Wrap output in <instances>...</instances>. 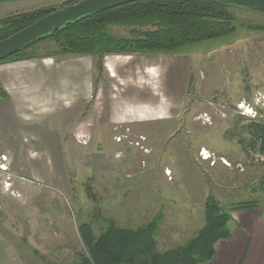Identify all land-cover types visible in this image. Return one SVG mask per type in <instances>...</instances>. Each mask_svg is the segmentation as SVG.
Returning <instances> with one entry per match:
<instances>
[{
	"label": "rangeland",
	"instance_id": "1",
	"mask_svg": "<svg viewBox=\"0 0 264 264\" xmlns=\"http://www.w3.org/2000/svg\"><path fill=\"white\" fill-rule=\"evenodd\" d=\"M73 1L0 0V20ZM230 12L234 33L170 53L65 54L52 39L26 48L24 59L85 60L92 76L83 110L73 97L80 77L69 70H51L48 79L24 70L19 82L25 96L65 93L73 100L66 107L35 111L0 94L7 165L0 170V264H74L87 256L83 222L96 236L109 221L130 229L155 223L156 248L164 251L202 227L209 195L226 209L242 201L264 207V150L247 127L264 124V29L247 28L264 26V13ZM109 32L130 36L124 26ZM126 102L128 119L103 122ZM78 117L87 119V134L70 128Z\"/></svg>",
	"mask_w": 264,
	"mask_h": 264
},
{
	"label": "trees",
	"instance_id": "2",
	"mask_svg": "<svg viewBox=\"0 0 264 264\" xmlns=\"http://www.w3.org/2000/svg\"><path fill=\"white\" fill-rule=\"evenodd\" d=\"M232 6L240 5L223 0H136L68 21L31 44L52 39L59 42L62 53L94 54L99 57L105 53H170L185 45L234 33L236 24L230 12ZM55 9L54 6L40 7L1 19L0 40ZM112 26L128 27L130 36L112 35L109 32ZM247 28L264 29V26L250 24ZM27 47L20 48L0 62L30 57L25 53ZM0 94L2 97L5 95L2 90ZM247 127L259 139V149L264 150V124L251 122ZM257 205L256 202L242 201L226 209L209 195L203 205L202 227L187 242L164 251L156 248L153 238L155 223L153 226L150 223L130 229L118 227L109 221L108 226L96 236L91 224L83 222L81 241L87 256H81L74 264H200L212 258L217 241L229 237L227 224L231 218L230 211Z\"/></svg>",
	"mask_w": 264,
	"mask_h": 264
},
{
	"label": "crops",
	"instance_id": "3",
	"mask_svg": "<svg viewBox=\"0 0 264 264\" xmlns=\"http://www.w3.org/2000/svg\"><path fill=\"white\" fill-rule=\"evenodd\" d=\"M56 69H59L60 73L61 71L69 70L70 75L80 77V94H77L76 87L73 90V97L76 99L80 109L83 110V107H85L88 102L89 87L87 84L90 83V77L92 76V72L88 70L85 60L77 59L72 62L71 60L58 61L42 56L40 58L35 57L31 59L2 62L0 63V86L7 96L14 99L20 98L26 108L31 107L35 111L49 110L55 102H60L62 106L66 107L68 102L71 103L73 100L67 99L68 97H66L65 93L53 94L50 92V88H46L44 91L48 93L44 95L33 92L32 95L25 96L23 93L25 88L19 84L21 80L20 74H22L24 70L40 74L41 77L44 75L48 79V77L50 78L49 73L51 70L56 71ZM112 70L114 72L115 69L113 68ZM125 70L126 68H122L121 74H124L123 71ZM30 75L35 76L34 74ZM99 92L103 95V89H98L97 86L96 97H98ZM128 94L131 93L128 92L127 96H129ZM2 99L3 98L0 97V100ZM126 103L127 105L125 104L126 106H123L121 112L118 109V111L115 110L111 114L108 113L107 115L110 114V117L108 116V120H103V122H117L128 119L132 112H130L128 108V102ZM0 106L2 107L1 104ZM24 116L26 117L27 115ZM22 117L23 116H20V118ZM87 124V119H85V117H78V120L71 125L70 128L80 134H87V130H89ZM96 124H98V122H96ZM3 153L6 154V152ZM144 182L151 183L152 181L147 180V182ZM230 215L231 218L227 224L230 231L229 237L217 241L214 246L212 258L200 264H264V207L257 206L233 209Z\"/></svg>",
	"mask_w": 264,
	"mask_h": 264
},
{
	"label": "water",
	"instance_id": "4",
	"mask_svg": "<svg viewBox=\"0 0 264 264\" xmlns=\"http://www.w3.org/2000/svg\"><path fill=\"white\" fill-rule=\"evenodd\" d=\"M136 0H77L74 3L56 7L55 10L37 19L21 30L0 40V60L12 55L37 38L58 29L68 21L83 15L129 3ZM264 13V0H223Z\"/></svg>",
	"mask_w": 264,
	"mask_h": 264
},
{
	"label": "built area",
	"instance_id": "5",
	"mask_svg": "<svg viewBox=\"0 0 264 264\" xmlns=\"http://www.w3.org/2000/svg\"><path fill=\"white\" fill-rule=\"evenodd\" d=\"M142 139L143 138H141V141H142ZM136 142H137V145H140V140H137ZM204 157H205V155H204ZM5 163H6L5 155L1 154L0 155V170L1 171H6L7 170V165Z\"/></svg>",
	"mask_w": 264,
	"mask_h": 264
}]
</instances>
